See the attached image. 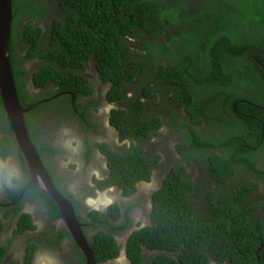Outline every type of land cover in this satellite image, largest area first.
Listing matches in <instances>:
<instances>
[{
	"label": "trees",
	"instance_id": "16d2710c",
	"mask_svg": "<svg viewBox=\"0 0 264 264\" xmlns=\"http://www.w3.org/2000/svg\"><path fill=\"white\" fill-rule=\"evenodd\" d=\"M11 5L8 52L23 107L45 97L29 94L27 79L38 88L57 85L53 93L92 92L81 73L89 61L111 83L109 99L121 100L127 89L139 92L141 88L150 99L147 108L140 100L131 106L132 112L112 110L111 123L120 140L129 139L131 147L120 153L99 145L108 159V175L96 181L100 190L115 185L128 196L138 181L149 179L152 164L161 155L148 157L133 142L149 139L159 127L154 125L159 124L154 114L166 104L167 93L179 92L189 100L201 87L205 96L187 103L193 113L200 110L199 124L203 117L209 118L202 111L205 100L224 93L219 101L232 114L233 104L244 99L236 105L242 113L239 119H226L218 112L210 119L215 125L207 121L209 133L213 129L217 138V143L212 138L214 149L221 152L210 158L219 166L210 170L216 185L192 193V184L182 173H170L154 193L152 225L130 234L127 254L134 264L141 263L144 245L159 252L148 264H264V169L249 161L258 150L264 156V54L251 55L264 50V0H11ZM151 74L160 77L156 84L162 87L165 103H154L156 89L145 87ZM66 96L70 97L61 95L34 105L26 114L40 157L51 149L36 139L38 129L31 117L39 111L61 114L58 103ZM1 121L7 130L0 137V157L15 148L27 179L0 100ZM236 172L240 186L232 179ZM40 194L56 214L54 202ZM108 211L118 212V206L112 204ZM88 216L94 221L100 218L97 211ZM25 218L22 221L28 223ZM90 246L97 262L118 254L113 237L103 231Z\"/></svg>",
	"mask_w": 264,
	"mask_h": 264
},
{
	"label": "flooded vegetation",
	"instance_id": "af4514ba",
	"mask_svg": "<svg viewBox=\"0 0 264 264\" xmlns=\"http://www.w3.org/2000/svg\"><path fill=\"white\" fill-rule=\"evenodd\" d=\"M154 62L158 63L159 61ZM140 66L142 67L141 64ZM139 71L142 72L141 69ZM81 73L86 78L89 87L92 88V92L80 93L78 96L71 92L75 95L74 104L69 91L53 93L58 87L53 83L38 88L32 86L30 80H26V82L28 81L26 87L29 94L45 95L38 101L70 95V97L66 96V98L60 99L58 103L61 114L55 111L47 113L39 111L38 116L31 117L34 126L38 129L39 137L36 139L51 149L47 155H41V160L54 185L72 204L90 249L91 242L101 231L109 233L116 242L117 256L106 261H96V263L134 264L127 254L128 237L134 231L152 225L154 193L160 189L170 173L174 170H178L180 175L182 173L185 180L191 182L192 193L203 189V186L209 188L216 185L214 181L216 175L211 174L210 170L219 166L211 162L210 158L213 159L214 154L220 155L221 152L219 148L214 149L215 144L212 143V138L216 143L217 138L211 132L213 129L209 133L207 121L215 125L210 119L215 118L214 114L218 112L226 119L231 120L235 117L239 119L242 113L236 109V105L244 102V99H239L233 104L232 114L228 110L226 112L219 101L224 93H221L220 96L218 94L213 100H205L202 111L209 118L203 117L202 123L199 124L200 110L196 109L193 113V108L187 109V103L205 96L201 87L193 91V98L189 100L182 98V94L179 92L167 93V105L162 104L154 114L159 123L155 122L154 125H159V127L152 130L149 139L133 142L146 156L153 157L160 153L161 157L152 164L149 179L138 181L134 192L127 196L123 194L121 188L115 185L102 190L98 188L96 181L102 180L108 175V159L99 145L108 146L112 151L120 153L127 152L131 147V141L129 139L120 140L119 132L111 123V112L116 109L132 112L135 108L131 106L140 100L144 101V108H147L150 99L145 98L144 88H141L139 92L127 89L125 98L123 97L121 100L109 99L108 90L112 85L103 80L92 61L86 63V68ZM159 79L160 77L156 74L149 75L145 79V87L150 86L156 89L154 94L157 99L154 100V103H160V101L165 103L162 101L159 91L162 87L160 84H156V80ZM46 93L53 94L46 96ZM172 96L177 98L173 100ZM43 103L45 102L41 104ZM192 103L193 106L197 105L196 101ZM69 104L70 106H67ZM5 126L6 122L1 121L0 137L7 130ZM239 143L240 141H238ZM189 145L194 146L189 148ZM261 152L258 150V155L250 156L249 161L252 165L264 169V156L261 155ZM232 154L237 156L238 152L233 150ZM5 158L14 170L10 171L6 165H0V204L3 205L0 206L2 263L84 264L85 257L72 236L57 222L59 210L55 214L51 204L40 192L26 190L20 200L14 202L20 189L26 184L29 174L27 173L26 179V172L19 164L15 148ZM0 160H2L1 157ZM67 164L69 168L66 167ZM235 176H237V172L232 173V179L235 185L240 186L241 181ZM101 192L110 195L111 202L105 206L100 203L98 198V194ZM16 204L19 206L14 209ZM112 204L118 206V212L109 213L108 208ZM92 211L99 212L100 218L94 221L89 217L88 215ZM25 217H28V223ZM22 218H25L26 221H22ZM29 252H31V256H28ZM157 253H159L157 249H150L142 245L143 261L137 264L151 263V258ZM118 257L121 259L116 260Z\"/></svg>",
	"mask_w": 264,
	"mask_h": 264
},
{
	"label": "water",
	"instance_id": "95a60500",
	"mask_svg": "<svg viewBox=\"0 0 264 264\" xmlns=\"http://www.w3.org/2000/svg\"><path fill=\"white\" fill-rule=\"evenodd\" d=\"M11 22V0H0V100L4 114L13 133L15 143L29 174L26 184L20 189L14 202L20 200L26 190H35L49 197L59 210L57 222L72 236L74 242L85 257L84 264H97L83 234L82 227L77 220L72 204L54 185L30 138L26 122L27 112H29L34 105L46 102L52 98L50 97L38 101L29 107H23L20 104L8 52ZM254 54H264V50H255L251 55L254 56ZM70 94L72 96V103L74 104L75 95L71 92ZM0 206L3 205L0 204Z\"/></svg>",
	"mask_w": 264,
	"mask_h": 264
},
{
	"label": "rangeland",
	"instance_id": "374dc122",
	"mask_svg": "<svg viewBox=\"0 0 264 264\" xmlns=\"http://www.w3.org/2000/svg\"><path fill=\"white\" fill-rule=\"evenodd\" d=\"M26 65L30 66V62L26 63ZM0 165H6L10 169V171L14 170V169H12V166H9L11 164L9 162H7L6 158H3L2 160H0ZM66 167L69 168L68 164L66 165ZM70 169H72V168L70 167ZM98 198L100 199L99 201L103 206H105L111 202L110 195L106 194V192L99 193ZM120 259H121V257H118L116 260H120Z\"/></svg>",
	"mask_w": 264,
	"mask_h": 264
},
{
	"label": "clouds",
	"instance_id": "9594fccd",
	"mask_svg": "<svg viewBox=\"0 0 264 264\" xmlns=\"http://www.w3.org/2000/svg\"><path fill=\"white\" fill-rule=\"evenodd\" d=\"M3 159V158H2Z\"/></svg>",
	"mask_w": 264,
	"mask_h": 264
}]
</instances>
